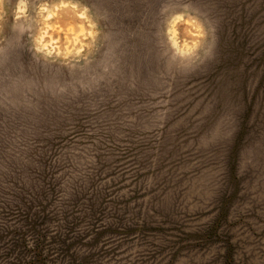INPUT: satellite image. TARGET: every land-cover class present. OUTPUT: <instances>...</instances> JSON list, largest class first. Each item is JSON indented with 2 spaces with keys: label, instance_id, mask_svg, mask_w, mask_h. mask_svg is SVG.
<instances>
[{
  "label": "rangeland",
  "instance_id": "rangeland-1",
  "mask_svg": "<svg viewBox=\"0 0 264 264\" xmlns=\"http://www.w3.org/2000/svg\"><path fill=\"white\" fill-rule=\"evenodd\" d=\"M0 264H264V0H0Z\"/></svg>",
  "mask_w": 264,
  "mask_h": 264
}]
</instances>
